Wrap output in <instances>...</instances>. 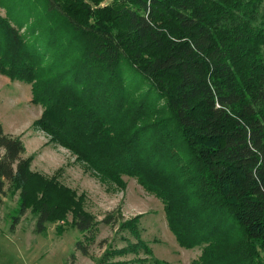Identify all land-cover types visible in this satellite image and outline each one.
Instances as JSON below:
<instances>
[{
  "label": "trees",
  "instance_id": "obj_1",
  "mask_svg": "<svg viewBox=\"0 0 264 264\" xmlns=\"http://www.w3.org/2000/svg\"><path fill=\"white\" fill-rule=\"evenodd\" d=\"M5 1L48 21L29 40L0 15V74L31 86L48 142L110 182L134 177L162 202L179 247L204 246L192 264H264V0ZM25 152L0 124V203L18 198L11 231L28 211L35 234L71 212L75 249L92 258L84 196L31 171ZM139 218L105 215L135 242L95 264L151 255Z\"/></svg>",
  "mask_w": 264,
  "mask_h": 264
},
{
  "label": "rangeland",
  "instance_id": "obj_2",
  "mask_svg": "<svg viewBox=\"0 0 264 264\" xmlns=\"http://www.w3.org/2000/svg\"><path fill=\"white\" fill-rule=\"evenodd\" d=\"M12 4L11 1L3 2L0 7L2 17L9 10L8 17L13 20L12 25L16 23L20 27L22 24L20 33L26 39L32 38L28 33L32 23L37 33L45 35L42 31L48 21L43 18L41 9L37 11V8L30 7L28 11L25 3L21 7ZM66 41L67 38L61 42ZM74 51L77 53L80 49L75 46ZM138 94L135 93L134 97ZM32 95L29 84L0 74V124L5 133L17 136L23 142L31 171L46 178L55 176L60 184L74 191L76 196H84L83 210L97 223L93 232L95 240L90 244L85 242L92 258L82 256L75 249L76 242L82 241L83 235L70 226L71 212L64 219L68 224H61L59 219H51L43 233L35 234V220L28 211L21 217L14 231H11L12 218L18 209V198L6 192L0 203V264H95L107 246L122 248L127 245V241L132 244L135 242L128 232L117 231L118 226L110 227L101 223L105 215L110 213L120 221L140 216V236L152 253L148 256L140 252L139 256L128 255L126 259H145L138 264H152V260L159 264L199 262L204 246L192 249L179 247L168 228L162 202L148 193L134 177L122 176L124 187L110 182L76 160L69 151L49 143V136L34 127L43 107L32 102ZM161 105L163 100L158 101V106ZM101 241H106V244H101Z\"/></svg>",
  "mask_w": 264,
  "mask_h": 264
}]
</instances>
